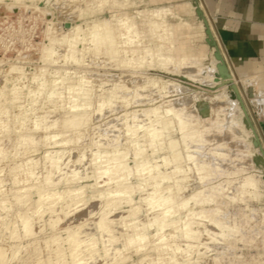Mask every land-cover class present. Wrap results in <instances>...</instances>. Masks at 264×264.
<instances>
[{"label": "rangeland", "instance_id": "rangeland-1", "mask_svg": "<svg viewBox=\"0 0 264 264\" xmlns=\"http://www.w3.org/2000/svg\"><path fill=\"white\" fill-rule=\"evenodd\" d=\"M190 1L0 0V264H264L263 99L234 71L203 0L214 42ZM155 8L173 13L181 66L145 52L160 31L139 12ZM127 16L135 41L91 39L95 24ZM151 196L170 198L159 233L153 220L163 222L166 205ZM138 233L139 251L128 242ZM70 234L81 242L76 258Z\"/></svg>", "mask_w": 264, "mask_h": 264}, {"label": "bare ground", "instance_id": "bare-ground-1", "mask_svg": "<svg viewBox=\"0 0 264 264\" xmlns=\"http://www.w3.org/2000/svg\"><path fill=\"white\" fill-rule=\"evenodd\" d=\"M125 2V0H124ZM124 2H120L119 0H113V4L115 6H121L124 5ZM160 7V6H159ZM139 13H141V15L145 16V17H148L150 18V23L152 24V30L155 31V30H159L160 31V34H159V38H160V43L159 45L156 47V48H145V52L147 54H150L152 57H157L159 58L160 62H161V65L164 66L165 68L169 66V64L172 63V65L175 63L178 66H181V64L184 63V61L187 59L185 57V55H183V53L181 54L182 55V58H180L179 60H176L174 58V51L176 48H174V40H173V35L175 34V28L172 26L170 27L169 26V18H168V14H171L173 15V13L171 12V9L169 8H155L151 11H146V10H142L140 11ZM135 19V16L133 17H125V18H115L114 21H116L115 23H112L111 21H108L107 23H104V24H95L93 29L91 30L90 34H91V39L94 41V42H97V43H100V42H111L113 43V41L115 40L116 38V33L118 32L120 35L124 36L126 40L128 39H131V41H135L134 38H132V36L134 34H138V29H137V24H136V21L134 20ZM70 30H72L73 32H80L81 31V27L80 25H77V26H74L72 25V27L70 28ZM76 41H78L80 38L79 37H76L75 38ZM173 41V42H171ZM167 42H171V45H167ZM52 52H50L48 54V56L51 55ZM143 58L144 56L142 57H139V61H143ZM218 61V60H217ZM159 63V62H158ZM216 63V61H211V66L213 69H216L214 68V66L216 67V65L213 64ZM212 68H210L212 70ZM218 68V67H217ZM173 70V69H172ZM217 70V69H216ZM179 71V70H178ZM218 73L222 76H226L227 77V67L224 63H222L220 66H219V69L217 70ZM171 72V71H170ZM212 72V71H211ZM217 73V72H216ZM214 76V75H213ZM218 78V77H217ZM232 78V77H230ZM239 78V77H238ZM213 79L215 80V78L213 77ZM226 79V78H225ZM224 79V80H225ZM213 80V81H214ZM218 80V79H217ZM237 80V79H236ZM223 81V80H221ZM239 82H241L242 80L238 79ZM225 82V81H224ZM222 82V84L224 83ZM218 85V84H217ZM235 93V92H234ZM239 93V92H238ZM235 95V94H234ZM229 97H233V95L229 96ZM228 97V98H229ZM238 98V97H237ZM235 99V98H234ZM256 99V98H255ZM232 100V99H231ZM234 101V100H233ZM236 101V100H235ZM232 102V101H231ZM235 103V102H234ZM74 107H77L76 104L73 105ZM157 108L153 111V112H156ZM173 108H169L167 110L168 113L170 112H173ZM238 113V112H237ZM242 122H244L243 120H240ZM164 126L165 127H169V121L168 120H164ZM246 127H247V124H246ZM180 129L183 130L184 129V124L183 122L180 123ZM147 133L148 134H151L152 138H156L158 136L161 135V131L154 128L152 125H150L148 128H147ZM246 135V134H245ZM248 138V137H247ZM171 147L173 148H176V143L174 141L171 142ZM116 159L117 156H114ZM144 168H145V162L142 161V162H139L136 169H137V172L139 173H142L144 171ZM153 169H150V171H152ZM153 177V175H152ZM165 178L168 177V176H164ZM164 179V178H162ZM260 181V180H259ZM264 182V181H262ZM261 182V183H262ZM259 184V183H258ZM74 185V184H73ZM77 185V184H76ZM246 185H250V186H253L254 189L256 190L257 189V185H256V181L252 178H249V180L246 182ZM260 185V184H259ZM107 186V185H106ZM78 187V186H77ZM81 191H79L78 193H80ZM39 193H40V197H39V201L40 203H43L47 200H49L50 196H44L42 194V192L39 190ZM128 190L124 187H120L119 189V192L118 194L121 196V195H126L128 194ZM127 197V196H126ZM87 198V197H86ZM101 198V197H100ZM99 198V199H100ZM118 199V198H117ZM126 200V199H125ZM81 201V200H79ZM85 201V199H84ZM83 201V202H84ZM124 201V200H123ZM127 201H130L129 199ZM170 201V198L168 197H164V196H159V197H156V196H151L150 198V204L154 205V206H165V210L162 211V216H163V222H160L158 223V220H159V217H155L154 220H153V224H157L158 227H157V232L159 233L160 231H162L165 226L167 225V221L165 220L166 218L169 217L170 213H171V210H170V206L167 205V203ZM81 201V203H83ZM111 202V201H110ZM188 201H186L185 203H187ZM73 204V207L75 208L76 206H74V203L75 202H72ZM76 203H79V202H76ZM75 203V205H77ZM70 204V203H69ZM80 204V203H79ZM78 204V206H79ZM86 204V203H84ZM104 204V203H103ZM107 204V203H106ZM117 204V203H116ZM71 205V206H72ZM83 205V204H82ZM106 207V206H105ZM117 208V207H116ZM110 209V208H108ZM133 212V211H132ZM121 213V212H120ZM122 214V213H121ZM129 214V213H128ZM113 215V214H112ZM119 216V215H118ZM122 216V215H121ZM100 217V216H99ZM216 223V221H215ZM218 226L222 227L220 225V223H216ZM23 226H24V229L26 231V233L28 234H31V225H30V221L28 219H25L24 222H23ZM108 226V222H107V219H106V214H103L100 221H99V227L102 228V229H105L106 227ZM124 230V229H123ZM157 233V234H158ZM186 235L189 237L191 236V231L189 229L186 230ZM70 237V240H71V252H72V256L73 258H76V257H79L80 255V252H81V242L77 240V236L75 235H69ZM69 237L65 238V239H68ZM96 238V237H95ZM57 239V238H55ZM146 239V235L144 233H138L137 236H134L132 238H130L128 240L129 244L130 245H135L136 248H137V251L141 250L143 247H144V240ZM69 239L67 240L70 241ZM97 241V239H96ZM66 242V241H65ZM59 243V241H58ZM101 243V242H100ZM119 243V242H118ZM61 246L64 244V243H59V246ZM96 244V243H95ZM94 244V245H95ZM99 244V243H98ZM94 245H86V249L87 250H93L94 248ZM121 245V244H119ZM118 245V246H119ZM65 246V245H64ZM96 246V245H95ZM63 247V246H62ZM122 247V246H121ZM103 251L106 249H104V246L102 247ZM57 249V247H56ZM64 249V248H63ZM62 249V250H63ZM117 249V248H116ZM61 250V251H62ZM106 251V250H105ZM63 252V251H62ZM88 253V251H87ZM90 253V252H89ZM107 252L103 253L106 255ZM92 254V252H91ZM83 255V254H82ZM86 255V253H85ZM118 256V255H117ZM120 257V256H119ZM121 259V257L119 258ZM135 259V258H134ZM80 260V259H79ZM122 260V259H121ZM138 260V259H137ZM147 260V259H146ZM151 260V259H150ZM119 261V260H118ZM117 262V261H116ZM121 262V261H120ZM138 262V261H137ZM147 262V261H146ZM115 264V263H113ZM144 264V263H142ZM147 264V263H146Z\"/></svg>", "mask_w": 264, "mask_h": 264}, {"label": "crops", "instance_id": "crops-1", "mask_svg": "<svg viewBox=\"0 0 264 264\" xmlns=\"http://www.w3.org/2000/svg\"><path fill=\"white\" fill-rule=\"evenodd\" d=\"M203 2L234 71L239 77L253 80L264 104V0Z\"/></svg>", "mask_w": 264, "mask_h": 264}, {"label": "water", "instance_id": "water-1", "mask_svg": "<svg viewBox=\"0 0 264 264\" xmlns=\"http://www.w3.org/2000/svg\"><path fill=\"white\" fill-rule=\"evenodd\" d=\"M201 4H200V0H191L190 2H187V4H186V6H187V8H190V9H192L193 11H196L199 15H200V18H203L204 19V21H205V24L207 25V27H208V33L211 35V37H212V42H214L215 40H214V38H213V36H212V32H211V29H210V27H209V23H208V20L205 18V16H204V12H203V8L200 6ZM200 8V9H199ZM217 54H218V56L220 57L221 56V53H220V51H217ZM250 93H251V95H254V92L252 91V89H250Z\"/></svg>", "mask_w": 264, "mask_h": 264}]
</instances>
